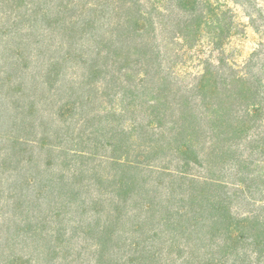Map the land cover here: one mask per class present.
<instances>
[{
    "label": "trees",
    "instance_id": "obj_1",
    "mask_svg": "<svg viewBox=\"0 0 264 264\" xmlns=\"http://www.w3.org/2000/svg\"><path fill=\"white\" fill-rule=\"evenodd\" d=\"M229 2L241 7L251 26L264 37V30H259L257 25L259 20H264V13L255 0H61L57 6L60 14L55 22L68 28L71 38L97 31L95 59H101V67L107 69L103 71L95 60L90 73L102 77L99 88L102 86L103 94L112 92L115 96L119 92L122 111L142 110L148 119L145 126H138L159 130L158 140L141 143L143 155L137 158L130 157L127 149L133 128L113 130L111 124L108 140L112 142L111 152L118 155L108 156L106 160L129 173L125 181L118 180L119 201L129 186L145 185L143 169L175 176L181 191L177 196L181 202L178 211L172 214L167 205L156 206L150 200L146 204L142 202L145 215L142 223L137 219L136 231L146 237V224L154 221L157 209L162 210L165 218L159 221L173 219L172 228H168L182 239L174 245L181 251L180 258L187 256L184 264H264V199H255L252 192L257 176L252 175L249 184L238 181L237 186L233 184L234 189H229L228 183L220 178L231 147L241 140H250L251 150L259 151L264 162V41L241 66L226 56L227 42L240 32ZM182 50L208 53L196 56L201 71L188 81L183 76L185 73L179 72V67L184 65ZM17 66L16 62L9 63L12 72L9 75L5 72L3 78L11 97L19 94L11 103L16 110L11 124L17 131L15 143L29 148L36 145L51 152L59 145L45 137L30 136L35 109L34 103L26 104V100L35 86H25L27 80L22 78ZM58 67L59 62L51 64L44 83L51 82L53 75L57 77ZM22 69H26L25 64ZM29 80L35 82L33 77ZM75 104H65L63 114L69 113ZM156 153L174 154V169L148 164L147 159ZM83 154L94 153L79 150L77 157ZM16 155L17 151L11 152L6 159L14 163L11 170L19 178L13 182L19 196L17 203H12V210L20 216L22 212L17 205L21 201V207H26L23 205L26 197L22 200L20 197L34 184V172L38 168H30L33 176L27 175L22 163L26 161L30 165L32 158L24 160ZM191 164L201 166L204 172L192 173ZM258 178L264 179L263 175ZM119 218L114 216L111 223ZM109 228L102 232L99 246L95 247L98 264H159L157 252L140 250L137 242L130 244L134 253H138L136 262L115 260L112 249L116 230L114 225ZM19 231L20 228L15 229L14 234ZM36 233L37 229L30 233L36 255L26 258L28 261L34 257L37 263L40 258L42 264H69L67 249L71 241L64 239L65 231ZM5 243L10 246L12 240L6 238ZM4 250L0 251L3 263L23 264L20 262L23 256L15 253L5 256ZM58 257L60 261L56 262Z\"/></svg>",
    "mask_w": 264,
    "mask_h": 264
},
{
    "label": "rangeland",
    "instance_id": "obj_2",
    "mask_svg": "<svg viewBox=\"0 0 264 264\" xmlns=\"http://www.w3.org/2000/svg\"><path fill=\"white\" fill-rule=\"evenodd\" d=\"M255 1L264 13V0ZM59 2L61 0H0V251L5 249V256L14 253L18 257L23 256L20 260L23 264H42L40 258L38 263L34 257L31 261L26 259L36 255L33 252L36 245L31 242L30 233L37 229V233L44 231V234H49L60 229V232L67 234L64 239L71 241L67 249L69 264H98L95 247L99 246L102 232L114 225L116 242L112 251L115 260L121 258V262H124L132 259L136 262L139 256L130 244L137 242L140 250H155L159 264H184L187 256L180 258L178 252L181 251L174 245L182 239L177 236L178 233L169 230L173 219L164 223L159 221L165 218L162 210L157 209L154 221L146 224V237L139 236L136 231L137 219L142 223L145 215L141 210L142 202L146 204L150 200L156 206L167 205L172 214L178 211L181 204L177 197L181 192L178 180L169 173L143 169L142 176L147 179L145 185L135 182L136 185L129 186L122 201H119L116 190L118 180L121 178L125 181L129 173L106 160L108 156L118 155L111 152L112 142L108 140L110 126L114 125L113 130L121 131L127 126L133 128L132 142H129L127 149H130V157L137 158L143 155L139 146L158 140L159 130H146L138 126H145L148 119L142 110L135 113L122 111L119 92L115 96L112 92L103 94L102 86L99 88L102 77L98 74L91 76L90 73L95 60L96 65H102L101 59H95L97 31L71 38L68 28L55 22L60 14L57 7ZM229 5L235 12L240 32L229 39L225 54L241 66L264 41V37L251 26L241 7L231 2ZM59 20L63 21L62 15ZM257 25L259 30H264V20H259ZM184 51V65L179 67V72L185 73L183 76L188 81L201 71L196 56H206L208 53L206 50L199 54ZM13 62L17 63L22 78L27 80L25 86H35L31 90L33 94L26 100V104L33 102L35 109L31 117L33 131L30 136L32 139L45 137L47 141L58 144L51 152H45L36 145L29 148L15 143L17 131L12 129L11 124L16 110L11 103L19 94L11 97L9 85L3 80L5 72L6 75L12 72L9 63ZM54 62H59L58 75H53L48 84L44 83V75ZM24 64L26 69H22ZM101 69L105 71L107 68ZM30 77L34 78V83L29 80ZM72 103H76L75 107L64 115L63 106ZM60 109H63L62 112ZM116 124L119 128H116ZM75 150L94 154L77 157ZM14 151L24 160L32 158L30 165L26 161L22 163L27 175L33 174L30 168H38L37 173L34 172V184L24 190L20 197L22 200L25 196L24 200H27L23 204L26 207H21V201L17 205L22 212L20 216L12 210V203L16 204L19 196L17 185L13 182H18L19 178L11 170L14 163L6 159ZM175 157L174 154L156 153L147 161L152 166L160 164L172 170ZM262 160L263 155L259 151L251 150L250 140H241L231 147V155L220 178L228 183L229 189H234L238 181L244 180L249 184L250 177L257 176L253 196L258 200L264 199V192H261L264 179L258 178L264 177ZM191 169L196 174L204 172L201 166L193 164ZM102 175L107 178H101ZM116 215L120 218L111 223ZM18 228L20 231L14 234ZM5 237L12 240V245H6ZM3 260L0 257V264H6Z\"/></svg>",
    "mask_w": 264,
    "mask_h": 264
}]
</instances>
